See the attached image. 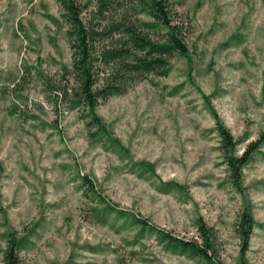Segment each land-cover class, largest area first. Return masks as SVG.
Returning a JSON list of instances; mask_svg holds the SVG:
<instances>
[{
    "label": "rangeland",
    "instance_id": "1",
    "mask_svg": "<svg viewBox=\"0 0 264 264\" xmlns=\"http://www.w3.org/2000/svg\"><path fill=\"white\" fill-rule=\"evenodd\" d=\"M177 10L189 56L176 54L167 77L150 76L97 109L132 162L153 166L150 175L91 141L80 113L53 110L34 77L20 82L25 66L54 75L71 64L65 26L48 19L61 20L59 1L0 0V264L4 235L37 224L21 264H206L166 250L155 234L139 236L130 218L100 223L94 209L104 205L81 189L82 175L120 210L178 238L200 241L202 218L224 264H264V229L246 250L236 232L245 207L264 224V155L244 169L241 195L212 113L242 140L238 154L264 135V0H185Z\"/></svg>",
    "mask_w": 264,
    "mask_h": 264
},
{
    "label": "trees",
    "instance_id": "2",
    "mask_svg": "<svg viewBox=\"0 0 264 264\" xmlns=\"http://www.w3.org/2000/svg\"><path fill=\"white\" fill-rule=\"evenodd\" d=\"M58 1L63 22L54 16H48V19L61 29L65 26L71 64H60L54 75L40 68L25 66L20 82L29 84L28 77H34L53 110L63 108L80 113L90 132L91 141L112 148L123 160L128 161L132 171L153 175L152 165L132 162L129 150L109 134L97 109L101 103L113 96L127 93L133 84L147 80L150 76L167 77L172 71L171 59L176 54L189 56L184 38V23L177 10L184 5L185 0ZM141 16L146 19H141ZM212 113L216 119L215 131L220 138V151L231 185L241 195L245 194L244 169L256 156L264 155V135L249 143L238 154L242 140L236 139L213 110ZM79 179L81 189L104 205L102 209H94L100 223H106L110 214L116 213L139 225V236L146 233L157 235L165 249L174 254L206 264H224L219 254L217 233L202 218L196 220L200 241H187L160 229L148 220L120 210L99 195L88 175L79 176ZM37 227L38 224L22 236L11 232L4 235L6 248L2 252L5 264H21L20 252L32 244L31 235L36 233ZM256 229H264V224L256 221L252 210L245 207L236 225V232L245 250L250 246Z\"/></svg>",
    "mask_w": 264,
    "mask_h": 264
}]
</instances>
